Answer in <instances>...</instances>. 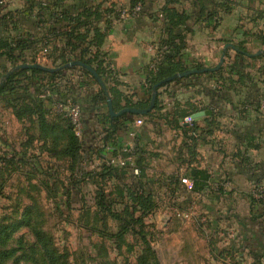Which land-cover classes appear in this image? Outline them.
I'll use <instances>...</instances> for the list:
<instances>
[{
	"label": "crops",
	"instance_id": "obj_1",
	"mask_svg": "<svg viewBox=\"0 0 264 264\" xmlns=\"http://www.w3.org/2000/svg\"><path fill=\"white\" fill-rule=\"evenodd\" d=\"M216 1L219 0H179V4H176L178 9L186 10L191 17L190 32L186 34L185 45L177 60L215 65L225 44L235 46L240 42L250 56L237 58L234 48L229 47L225 52L219 79L216 76L210 78L195 75L173 80L160 87L159 107L155 109V117L132 115L131 120L122 121L123 128L117 132L113 144L108 141L102 145L100 141L104 127L102 113L105 109L94 106L91 102L97 91L96 87H79L73 79L67 78L66 74L71 71H66L64 77L58 80L59 89L81 107L83 151L91 158L94 156L95 166L91 165L89 169L100 168L113 157L114 150L117 152L120 147L129 145L136 152L132 163L123 168L124 174L119 176V182L121 179L129 183L130 179L134 183L140 181L154 201L157 200V195L164 203L171 199L184 205L196 200L197 204L204 206V212L210 208L209 201L216 199L218 205L222 203L220 199L224 196L229 204L228 225L232 220H244L251 232L254 222L261 219L257 217L260 215L254 210L255 204L251 205L246 190L253 184L252 177L264 176V111L260 107L264 99V57H256L264 54V0H228V12H221ZM51 2L64 5L67 16L76 15L78 7L83 4L95 3L100 10L108 9L111 5L115 8L120 5L129 6V0H4V4L0 6V17L5 14L7 18L0 19V37H21L31 42L35 40L31 49L23 51V56L27 59L43 56L52 60L58 55L54 48L60 49L63 44L59 33L67 23L55 20L60 17V11H53L49 6L52 5ZM165 3L166 0H147L137 15L122 20L104 14V18L110 17L111 23L102 45V50L106 53L103 67L114 95L108 93L121 104L124 99L136 103L151 96L147 70L158 56L159 43L165 36L162 17H159L160 9ZM203 10L211 11L210 14L218 12L216 25V15L213 18L207 13L199 16L200 12L204 13ZM96 24L104 28V19ZM258 51L263 52L252 55ZM111 63L112 70L108 66ZM230 65L234 67L231 72L228 70ZM238 70L247 74L249 80H242ZM66 80L69 81L68 86ZM191 80H197L198 83L183 86V81ZM46 103L50 107L47 116L49 119L58 114L63 116L57 103ZM193 108L196 112L210 110L211 114L193 119L191 124L185 122L184 118L179 120L190 128L195 120L198 128L194 134L197 142L190 172L193 167L205 170L218 181L210 182L208 188L198 192L186 190H190L192 183L183 185L179 182V177L185 176V167L187 170V162L183 160L189 158L186 146L190 142L177 128L178 115ZM137 118L142 119L141 125H136ZM166 119L170 121L169 124ZM22 125L11 108L0 101V133L12 140L13 129L16 127L20 136L18 140L23 141L26 135ZM132 131L135 136L130 134ZM99 145H102L101 150H98ZM30 152L39 153L37 149H30ZM137 159L144 169L141 180L140 171L138 175H134L131 170L132 167L138 168ZM187 176L190 177L188 173ZM211 187H220L223 196H215L217 192L210 190ZM217 208L222 212L223 207Z\"/></svg>",
	"mask_w": 264,
	"mask_h": 264
},
{
	"label": "trees",
	"instance_id": "obj_2",
	"mask_svg": "<svg viewBox=\"0 0 264 264\" xmlns=\"http://www.w3.org/2000/svg\"><path fill=\"white\" fill-rule=\"evenodd\" d=\"M227 1L228 0H219L215 2V4L220 7L221 12H228L230 10L229 4L226 3ZM146 2L147 0H129V7L133 8L140 4L143 9ZM51 3L52 5L50 4L49 6L52 7L53 11H60V17H56L55 20L60 22L65 21L67 23L64 27L65 29L61 30L59 33L63 42L62 46L60 49L54 48V51H57L58 55L52 58L53 67H58L72 60H80L95 69L106 84L108 92L113 96V89L109 86L103 67L106 61V53L102 50V45L110 28V17L116 18V8L111 5L108 9L100 10L99 5H95V3L89 5L83 4L80 6L78 5V13H76V15L67 16L68 13L64 5L56 2ZM176 4H179V0H166L165 5L160 9L165 36L159 43L157 56L159 60L155 63L154 67H150L151 63L147 70V81L150 95L152 86L158 81L187 69H199L205 67L200 62L193 61L190 63H184L180 59L179 61L177 60L181 49H183L185 45L186 34L190 32L189 21L191 17L186 10L178 9ZM206 13L209 14L211 18L216 15L214 19L216 25L219 18L217 16L218 12L216 11L210 14L211 11H204V13L200 12L199 16H204ZM104 14H110V17L105 16L104 18ZM5 18H7L5 14H2L0 17L2 20H6ZM101 19H104V28H100L96 24ZM9 20L12 21V19ZM4 23L5 22H3V24ZM6 23H9V21H6ZM34 42L35 40L31 42L29 39H22L21 37H0V58L8 60L10 66L1 73V77L12 69V67L20 63H37L35 56L31 57V59H27L23 56V51L25 49H31ZM234 50L236 51L237 58H243L247 55L250 56L245 47H243L242 42L235 44ZM256 57H264V54ZM57 61L58 63H56ZM235 66L238 67L236 63ZM232 67L231 65L228 66L230 72L234 68ZM75 69L84 71L94 84L97 85V91L92 97L91 102L94 106L97 105L99 108L105 109L102 113V117L104 118L102 121L104 127L100 137L102 145L108 141H112L111 143L113 144V141L117 137V132L123 128L122 121L131 120L132 115L138 117L147 116L148 118L155 117V109L159 107L158 89L168 84L164 83L157 88L154 106L146 114L123 113L119 116L112 117L108 112L106 96L103 90L94 77L87 73L83 68L70 67L68 69H59L53 72L43 71L38 68H20L13 70L0 85V101L7 107L11 108L14 116L18 121L23 123L22 129L25 132L26 138L24 142L20 144L21 148L19 150L8 148L9 151H11V157H2L0 159V162H2L0 164H4V168L8 165L11 166L12 169H16L17 165H33L30 156L36 153L30 152V149H37L40 153L45 151L47 155L53 156L56 159L66 160L68 163V170L71 172H74L79 166L83 151V143L80 136L76 134L74 125L64 112L62 113L63 116L58 114L55 115L54 118L49 119L47 116L49 115L50 107H48V104L46 103V101L50 103H66L69 97L64 95L59 89L60 84L58 80L60 81V78L64 77L66 71H72ZM238 69L240 68L238 67ZM222 71L223 68H220L216 72H207L199 75H206L210 78L216 76V78L219 79ZM238 75L242 80H249V76L243 71L238 70ZM191 76L184 78H189ZM66 85H69L68 80H66ZM150 98L151 96L143 102L136 103L124 99L123 104L119 103V101L115 100L113 97H111V100L113 110L119 111L124 107L144 109L148 107ZM193 112H196L194 108L179 113L177 128L182 131L183 137L190 142L186 146L189 158L187 160L184 159L183 162H187V169L189 170L188 175H190V179L192 180V186L190 190L187 188L186 190L198 192L208 188L210 182L218 181H215L214 177L207 171L195 167H193L195 169L194 174L191 175L190 173V169L192 168L191 161L195 160L194 148L197 142L194 134L197 132L198 128L195 124V120L191 128L180 123L179 120L183 119L185 116L191 115ZM166 120L169 124L170 121L168 119ZM33 141L38 143L39 146L34 147ZM102 145H99L98 150L102 149ZM6 146L8 145L6 144ZM119 149L117 152L114 150L113 156L119 152ZM109 161L110 160H107L106 163L98 168V170L95 171V174H93L92 171L80 173L81 180L85 179L87 176L93 177L94 175H97L104 182V184L98 186L92 196L94 208L98 210V224L95 225V227H92L91 231L105 240H110L112 238L115 241L118 240L119 244H124L128 248H132L136 245L139 255L137 256L135 263L130 264H156L154 250L147 238V230L143 227L145 216L155 210L156 202L148 193L149 191L142 186L140 181L134 183L130 179V183L123 181L119 182L118 178L124 174L123 168H126L127 166H119L118 164ZM136 166L140 169L141 180L144 175V169L138 159L136 160ZM112 178L116 179V183L111 184L112 186L109 184V186H111L109 187L107 184ZM111 188H113V190H110ZM75 189L81 193L83 192L82 187ZM71 196L72 193L69 196L70 198L63 202V207L65 206L66 209L73 208L71 207ZM248 196L251 205L261 203L262 207H264L263 198L255 199L252 194H249ZM112 198L121 199V202L124 204V212L115 213L110 209V204L113 202ZM256 200H258V202ZM101 209H107L111 218L122 221V225L116 233H111L103 227L104 220L100 213ZM30 210V207H26L23 210L20 219L17 221L7 222L6 220H3L0 222V243H6L10 236L21 226H30L35 239L39 244L42 257L46 264H72L68 259V253L65 250L58 249L54 245L48 232L31 224ZM60 213H65V211H61ZM260 216H264V211ZM127 235L134 238V244L128 243ZM17 250L16 247L0 249V264H4L6 260L13 258Z\"/></svg>",
	"mask_w": 264,
	"mask_h": 264
},
{
	"label": "rangeland",
	"instance_id": "obj_3",
	"mask_svg": "<svg viewBox=\"0 0 264 264\" xmlns=\"http://www.w3.org/2000/svg\"><path fill=\"white\" fill-rule=\"evenodd\" d=\"M3 4L4 0H0V6ZM119 8L128 7L121 5L116 7ZM35 58L38 64L54 66L51 59L38 56ZM9 67V61L0 58V80L1 73ZM70 74H66L67 78L73 79L79 87L95 86L97 89V85L84 71L75 69ZM183 82V86L198 83L197 80ZM13 130L12 140L7 139L4 133H0V159L11 157L9 149L19 150L20 144L24 142L18 140L20 136L16 127ZM82 136L81 127L80 138L83 142ZM33 145L39 146L35 141ZM35 153L30 156L33 165H17L16 169H12L9 165L4 168V164H0V222L17 221L23 210L30 207L31 224L48 232L54 245L68 253V259L72 264L135 263L139 255L136 245L128 248L124 244H119L118 240L115 241L113 238L105 240L91 231V228L98 224V210L94 208L92 196L104 182L97 175L87 176L81 180L80 173L85 171L96 173L98 169H89L91 165L95 166L94 156L91 158L82 151L79 166L71 172L68 170L66 160L56 159L47 155L45 151ZM184 171L183 175L187 176L189 170L185 167ZM263 177H252L253 184L246 190L248 195L254 194L255 199L261 198L260 192L264 193ZM114 183L115 178H112L107 186ZM79 187H82V193L75 189ZM157 187L162 189L159 185ZM210 190L219 193H216L217 197L223 196L220 187H211ZM226 191L224 192L227 193ZM71 193L73 208L66 209L63 202L70 198ZM112 200L110 209L115 213L124 212L121 199ZM215 200L209 201L210 208L204 212V206L201 207L196 200L184 205L171 199L164 203L157 195L155 210L143 220V227L147 230V238L155 253L156 264H264V218L257 216L261 220L254 222L251 232L244 220L233 222L231 219L232 222L228 225L229 204L226 203L224 196L220 199L221 204L217 205ZM217 207H223L222 212ZM255 207L258 215L264 211L261 203H255ZM100 213L104 220L103 227L111 233H116L122 221L111 218L107 209H101ZM127 238L128 243L134 244L132 236L127 235ZM11 247L18 250L15 256L6 260L4 264H46L30 226H21L6 243H0V249Z\"/></svg>",
	"mask_w": 264,
	"mask_h": 264
},
{
	"label": "water",
	"instance_id": "obj_4",
	"mask_svg": "<svg viewBox=\"0 0 264 264\" xmlns=\"http://www.w3.org/2000/svg\"><path fill=\"white\" fill-rule=\"evenodd\" d=\"M234 48V46L230 43H227L224 45L221 55L219 57L218 62L214 65V66H206L203 68H199V69H187L185 71L182 72H178V73H174L160 81H158L157 83H155L152 86V90H151V98H150V103L148 105V107L144 108V109H139V108H134V107H124L122 109H120L119 111H114L113 110V106H112V100L111 97L108 93L106 84L104 83V81L101 79V77L98 75V73L95 71V69L93 67H91L90 65L80 61V60H72L70 62H67L63 65H60L58 67H50V66H44L38 63H20L18 65H15L14 67H12V69H10L6 74H4V76H2L1 80H0V85L3 83V81L9 76V74L13 71V70H17L20 68H38L41 69L43 71H47V72H53L59 69H67L70 67H80L83 68L87 73H89L90 75H92L94 77V79L97 81V83L99 84V86L101 87V89L103 90L105 96H106V103H107V109L109 114L112 117L115 116H119L123 113H130V114H146L147 112H149L153 106H154V99L157 95V88L162 86L164 83H168L171 82L175 79H182L184 77L187 76H191V75H199V74H204L207 72H216L218 71L224 61V57H225V52L227 50V48ZM263 51H258L257 53H254L252 55H258ZM211 114L210 110H205V111H199L196 112L194 114L191 115V117L193 119H197L199 117H202L204 115H209ZM191 175L194 174V169L191 170Z\"/></svg>",
	"mask_w": 264,
	"mask_h": 264
},
{
	"label": "built area",
	"instance_id": "obj_5",
	"mask_svg": "<svg viewBox=\"0 0 264 264\" xmlns=\"http://www.w3.org/2000/svg\"><path fill=\"white\" fill-rule=\"evenodd\" d=\"M141 10H142V7L140 4L134 6L133 8H130L129 6H128V8H119V9H116V16L115 17L117 19H123V18L129 17V16L137 15ZM159 17H162L161 13H159ZM41 58L46 59L43 56ZM158 60H159V58L156 57V59L152 61V64L150 67H154L155 63H157ZM108 66H109L110 70L113 69L112 63L109 64ZM57 107L59 110L63 111L64 114L71 120L72 124L74 125V129H75L76 134L78 136H80V131H81L82 125H81V107H80L79 103L72 100V99H68L66 101V103H64V104L63 103H57ZM260 107H261L262 111H264V99L261 101ZM184 121L191 124L193 122V118L190 115H188V116L184 117ZM135 123H136V125H141L143 123V121L141 118H137ZM130 134L132 136H135V133L133 131ZM135 152H136L135 148H133L129 145L122 146L119 149V152L115 156H113L109 162L116 163L119 166L126 167L132 163V159H133ZM131 170H132V173L134 175L139 174V169L137 167H132ZM179 182L183 185H189L190 183H192V180L190 179L189 176H181V177H179ZM261 192H260V194H261L260 197L264 199V193H261ZM253 196H254V194H253ZM257 199H259V198H257Z\"/></svg>",
	"mask_w": 264,
	"mask_h": 264
}]
</instances>
